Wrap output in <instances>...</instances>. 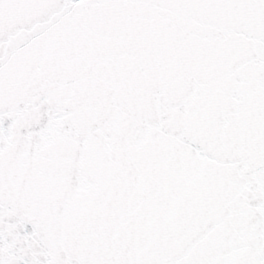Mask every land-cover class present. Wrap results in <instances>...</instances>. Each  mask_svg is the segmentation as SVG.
<instances>
[{"label": "snow or ice", "instance_id": "1", "mask_svg": "<svg viewBox=\"0 0 264 264\" xmlns=\"http://www.w3.org/2000/svg\"><path fill=\"white\" fill-rule=\"evenodd\" d=\"M0 264H264V0H0Z\"/></svg>", "mask_w": 264, "mask_h": 264}]
</instances>
